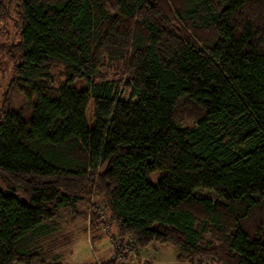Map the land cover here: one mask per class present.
I'll list each match as a JSON object with an SVG mask.
<instances>
[{"label": "trees", "instance_id": "trees-1", "mask_svg": "<svg viewBox=\"0 0 264 264\" xmlns=\"http://www.w3.org/2000/svg\"><path fill=\"white\" fill-rule=\"evenodd\" d=\"M7 71L0 264H65L46 243L92 195L101 264H264V0H0Z\"/></svg>", "mask_w": 264, "mask_h": 264}, {"label": "rangeland", "instance_id": "rangeland-1", "mask_svg": "<svg viewBox=\"0 0 264 264\" xmlns=\"http://www.w3.org/2000/svg\"><path fill=\"white\" fill-rule=\"evenodd\" d=\"M54 75L57 77L60 76L61 71H54ZM12 78L13 75L10 71H7L4 77H0V107L3 105L4 95L8 91V86ZM73 86L78 89H84V84H73ZM35 97L36 94L28 90L20 91L16 89V91H12V110L27 114L29 103ZM89 125H91V122H89ZM163 177L164 172L153 173L150 175V182L156 186ZM198 195L211 198L214 202L221 201L211 191L202 190L198 192ZM86 208V205H80L78 212H82ZM95 209L103 214V205L97 202L94 195H92L86 218L76 215L78 219L73 220L74 215L67 213L62 215L58 233L46 243L49 247L53 246L52 250H55V254L59 256V260L62 263L101 264L110 259H114L115 250L110 251V247L113 245L112 237L114 235L112 229L105 226H102L103 228H97L96 231L92 229V212ZM101 219L108 220L109 215L105 214ZM126 254L128 255V259L124 260L122 264H138L139 260H150L152 264H190L179 262L177 260V253L172 247L158 243L151 244L142 254L136 257L134 253L132 255L130 253Z\"/></svg>", "mask_w": 264, "mask_h": 264}, {"label": "built area", "instance_id": "built-area-1", "mask_svg": "<svg viewBox=\"0 0 264 264\" xmlns=\"http://www.w3.org/2000/svg\"><path fill=\"white\" fill-rule=\"evenodd\" d=\"M114 259H116V257H114ZM197 264H199V263H197Z\"/></svg>", "mask_w": 264, "mask_h": 264}]
</instances>
